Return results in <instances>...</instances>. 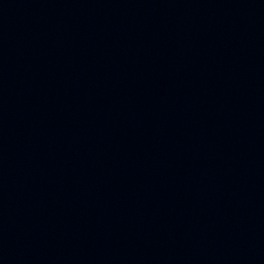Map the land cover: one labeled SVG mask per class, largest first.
I'll return each instance as SVG.
<instances>
[{
    "label": "water",
    "instance_id": "obj_1",
    "mask_svg": "<svg viewBox=\"0 0 264 264\" xmlns=\"http://www.w3.org/2000/svg\"><path fill=\"white\" fill-rule=\"evenodd\" d=\"M0 264H264V0H0Z\"/></svg>",
    "mask_w": 264,
    "mask_h": 264
}]
</instances>
